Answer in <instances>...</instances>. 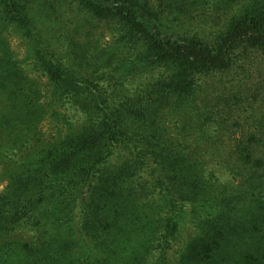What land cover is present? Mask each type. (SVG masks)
<instances>
[{"label": "trees", "instance_id": "16d2710c", "mask_svg": "<svg viewBox=\"0 0 264 264\" xmlns=\"http://www.w3.org/2000/svg\"><path fill=\"white\" fill-rule=\"evenodd\" d=\"M68 2L119 27V96L86 56L65 62L54 5ZM130 79L148 82L128 96ZM67 104L83 128L43 142ZM0 180V264H264V0H0Z\"/></svg>", "mask_w": 264, "mask_h": 264}, {"label": "rangeland", "instance_id": "374dc122", "mask_svg": "<svg viewBox=\"0 0 264 264\" xmlns=\"http://www.w3.org/2000/svg\"><path fill=\"white\" fill-rule=\"evenodd\" d=\"M57 9V14L63 19V25H54L53 34L58 41L60 51L63 55L70 54L66 59V63H73L78 55L86 56V61L83 64L86 69L93 70L94 84H99V87L105 93L117 97L122 93L124 85V77L121 76L120 70L125 57L123 54V41L122 33L119 27L114 22L99 19L93 15L86 14L80 10L78 5L74 2L65 4L54 5ZM54 17H56L54 15ZM12 52L15 59L19 64L20 69L27 77L34 80L41 90L44 101H50L51 89L47 78L32 65V62L27 59L26 45L24 39L20 35L14 33H6ZM89 63V64H87ZM260 68V67H259ZM250 71V69H248ZM252 70V68H251ZM258 69L255 68L254 71ZM138 81L130 79L125 83L128 96L140 87L141 83L148 81ZM57 110L61 111L68 118V124L56 122L52 118L47 117L41 124L39 134L43 142H54L59 138L66 135L74 134L80 131L86 118L83 112L69 104L58 107ZM213 170L216 179L221 185H236L238 184L226 171L214 167L210 164L207 172ZM6 182L0 180V193L4 190ZM188 212L190 209L188 208ZM185 231L180 235L178 242L173 245L170 251L169 259L173 261L178 257L181 245L189 239H192L196 230L191 218L186 222Z\"/></svg>", "mask_w": 264, "mask_h": 264}]
</instances>
